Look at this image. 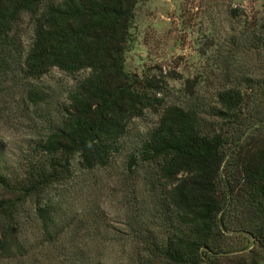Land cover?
Returning <instances> with one entry per match:
<instances>
[{"label": "trees", "instance_id": "16d2710c", "mask_svg": "<svg viewBox=\"0 0 264 264\" xmlns=\"http://www.w3.org/2000/svg\"><path fill=\"white\" fill-rule=\"evenodd\" d=\"M138 1L0 0V93L33 130L19 153L0 138V258L60 243L42 264H264V125L245 147L248 131L212 130L204 117L236 121L242 91L220 88L212 106L188 92L169 102L160 74L128 72ZM254 38L264 57V17ZM55 67L86 74L57 95L38 83ZM146 111L159 120L127 149L124 227L105 228L96 247L81 242L101 210L95 197L88 204L99 197L92 173L124 152L130 123Z\"/></svg>", "mask_w": 264, "mask_h": 264}, {"label": "rangeland", "instance_id": "374dc122", "mask_svg": "<svg viewBox=\"0 0 264 264\" xmlns=\"http://www.w3.org/2000/svg\"><path fill=\"white\" fill-rule=\"evenodd\" d=\"M263 17L264 0H139L125 53V69L137 75L160 74L167 82L165 96L169 102L183 101L182 94L188 92L212 106L216 105L218 89L242 91L247 100L243 111H238L240 118L232 123L206 112L205 123L207 128L224 129L235 137L240 134L239 129L248 131L244 146L253 148L262 134L258 127L264 125L260 121L264 117V57L254 38ZM84 74L72 75L55 67L38 83L61 95ZM158 120V113L153 111L134 118L124 152L108 167L92 173L90 181H99L95 186L99 197H87L88 204L95 197L101 210L98 218L90 217L88 225L81 227V242L91 241L89 245L96 247L104 239L105 228L124 227L121 188L125 190V187L120 181L129 154L127 149L139 133L154 127ZM32 131L30 120L20 107L0 93V138L9 143L13 152L19 153L21 146L26 147ZM135 181L139 183L140 177ZM76 228L73 225L66 237L73 235ZM33 230L30 227L32 240L35 239ZM230 239L237 246L247 243L245 234L232 233ZM57 245L39 246L23 259L1 257L0 264H42L41 260L49 257V253L60 255V243ZM95 251L98 249L90 252ZM111 254L117 257L120 252L116 247ZM115 263L119 264L117 260Z\"/></svg>", "mask_w": 264, "mask_h": 264}]
</instances>
